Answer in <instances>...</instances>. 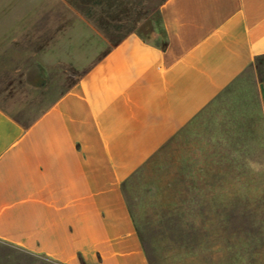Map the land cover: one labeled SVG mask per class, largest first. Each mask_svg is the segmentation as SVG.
Here are the masks:
<instances>
[{
  "label": "crops",
  "instance_id": "crops-1",
  "mask_svg": "<svg viewBox=\"0 0 264 264\" xmlns=\"http://www.w3.org/2000/svg\"><path fill=\"white\" fill-rule=\"evenodd\" d=\"M158 11L161 34L133 27L26 121L0 105V264H31L18 251L150 264L128 179L180 132L264 134V0H161ZM33 17V0H0L1 80H27Z\"/></svg>",
  "mask_w": 264,
  "mask_h": 264
},
{
  "label": "rangeland",
  "instance_id": "rangeland-1",
  "mask_svg": "<svg viewBox=\"0 0 264 264\" xmlns=\"http://www.w3.org/2000/svg\"><path fill=\"white\" fill-rule=\"evenodd\" d=\"M160 1L33 0L27 80L0 79V105L26 121L133 27L145 37L161 34ZM124 193L150 264H264L262 132H180L128 179Z\"/></svg>",
  "mask_w": 264,
  "mask_h": 264
},
{
  "label": "trees",
  "instance_id": "trees-1",
  "mask_svg": "<svg viewBox=\"0 0 264 264\" xmlns=\"http://www.w3.org/2000/svg\"><path fill=\"white\" fill-rule=\"evenodd\" d=\"M261 64L264 65V59L257 58L256 59V66H257L256 68H257L259 74H261L262 70H264V69L261 68V66H260Z\"/></svg>",
  "mask_w": 264,
  "mask_h": 264
}]
</instances>
